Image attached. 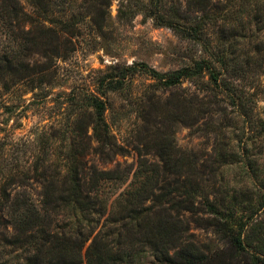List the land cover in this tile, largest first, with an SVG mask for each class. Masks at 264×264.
Returning <instances> with one entry per match:
<instances>
[{
  "label": "trees",
  "instance_id": "1",
  "mask_svg": "<svg viewBox=\"0 0 264 264\" xmlns=\"http://www.w3.org/2000/svg\"><path fill=\"white\" fill-rule=\"evenodd\" d=\"M25 1L29 10L19 0H0V29L7 41L0 51L5 92L53 79L50 70L73 51L75 20L83 16L66 12L76 0ZM81 1L103 32L108 2ZM133 8L120 10V18L127 22L139 13L152 18L155 26L194 43L200 56L168 75L143 64L109 68L93 93L69 95L81 111L60 159L50 161L42 150L30 174L0 166V264H264V173L257 164L264 120L252 116V95L234 81L245 78L253 60L237 59L234 48L252 33L251 25L254 32L264 30V0H185L184 8L175 9L154 0ZM35 56L41 65L32 61ZM135 76L155 82L142 95L146 105L138 115L143 131L137 132L138 142L149 138L157 117L160 96L153 91L189 81L196 92L161 107L174 109L167 113L173 123L181 120L176 111L183 109L187 126L213 136L214 146L200 159L196 151L179 149L173 137L156 133L144 145L145 153H137L141 160L130 187L109 203L104 187L120 181L123 172L100 170L86 158L94 155L107 163L119 151L107 121L108 97L122 93ZM239 123L242 137L245 129L248 136L233 143L226 132ZM150 150L153 159L148 160ZM235 163L246 177L230 191L222 171ZM190 222L211 231L221 247L194 242Z\"/></svg>",
  "mask_w": 264,
  "mask_h": 264
},
{
  "label": "rangeland",
  "instance_id": "2",
  "mask_svg": "<svg viewBox=\"0 0 264 264\" xmlns=\"http://www.w3.org/2000/svg\"><path fill=\"white\" fill-rule=\"evenodd\" d=\"M19 1L26 10H29L25 0ZM105 1L108 4L103 6L107 12L103 32L96 29V24L92 20L93 14L80 7L81 0L67 5V13L72 12L75 15L80 13L83 16L75 20L79 31L77 36L72 38L73 51L67 53L64 60L55 61V66L50 70L53 72V79H44V83L48 84L13 85L8 92H5L0 84V146L3 147L0 150V166L30 174V167L42 150L49 153L48 157L43 154L42 157L50 161L60 159L70 143L72 137L70 131L81 111L77 105L69 101V95L93 93L97 87V80L109 73V68L143 64L160 75H168L190 65L200 56L199 49L194 43L178 36L170 28L155 26L152 18L139 13L125 22L119 16V11L127 6L134 9L133 6L139 2L148 6V3L154 0ZM164 3L174 9L185 6V0H164ZM66 12L61 14L65 15ZM250 30L251 34L246 33L238 40L234 52L237 59L244 61L245 57L251 56L253 60L246 67L245 78L234 81L243 87L245 93L252 95L254 103L252 116L260 121L264 120V30L254 32L253 25ZM5 45L7 41L4 40L0 29V51ZM32 61L38 65L42 64L39 56H35ZM154 84L155 82L148 77L135 76L122 93L108 97L107 121L115 135L119 151L111 156L107 163L94 155L88 156L86 160L89 161L88 164L93 163L100 170L123 172L120 181L107 183L104 187L105 193L111 199L109 203L118 193L130 187L133 173L141 160L137 153L139 151L145 153L144 145L154 139L156 133H161L163 139L173 137L179 149L196 151L200 159L206 153H211L214 146L213 136L207 138L202 132H193L187 126L183 118V109L179 108L176 111L181 120L173 123L167 113L168 110L174 109L170 106L166 109L161 107L163 102L169 99L181 101L190 93L196 92L195 86L189 81H182L179 86L166 91L159 88L153 91L156 96H160L155 114L157 117L154 127H151L149 138L138 142L137 132H143L138 115L143 105H146V99L142 95L145 92L150 93L153 90L150 87ZM4 106L14 109L7 113ZM241 125L239 123V127L231 133L226 132L227 138L233 143L248 136V130L245 129L242 137ZM253 129L255 131V128ZM90 145L96 146L94 142ZM261 151L263 156L257 164L260 173H264V148ZM149 153L150 156L147 155L145 158L151 160L153 151ZM254 155L260 157L258 153ZM237 167H240L239 163L231 164L222 171L225 177L224 184L230 191L240 187L243 184L241 181L246 177L243 170ZM185 218L188 222L191 221L189 214H186ZM189 231L194 236V242L208 245L212 250L221 247L218 237L211 231L199 228L191 222Z\"/></svg>",
  "mask_w": 264,
  "mask_h": 264
}]
</instances>
